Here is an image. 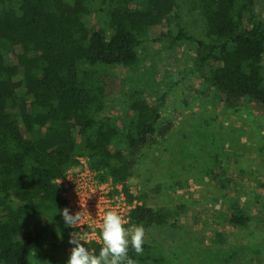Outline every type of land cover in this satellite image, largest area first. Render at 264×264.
Segmentation results:
<instances>
[{
    "label": "trees",
    "instance_id": "obj_1",
    "mask_svg": "<svg viewBox=\"0 0 264 264\" xmlns=\"http://www.w3.org/2000/svg\"><path fill=\"white\" fill-rule=\"evenodd\" d=\"M104 2L103 25L90 21L88 0H0V264L30 263L45 245L43 216L56 235L70 238L72 228L60 214L68 204L56 180L79 154L90 156L102 179L123 184L131 202L138 200L130 227L167 224L170 211L149 206L129 186L143 150L173 127L163 118L167 93L151 100L133 85L123 90V115H106L116 110L108 69L135 70L152 28L196 13L207 39L181 25L159 39L197 42L200 66L211 65L208 80L223 103L234 108L247 102L264 112V22L251 0ZM251 219L236 201L230 223L246 227ZM94 248L98 255L101 247ZM129 256L137 264L144 260L131 247Z\"/></svg>",
    "mask_w": 264,
    "mask_h": 264
},
{
    "label": "rangeland",
    "instance_id": "obj_2",
    "mask_svg": "<svg viewBox=\"0 0 264 264\" xmlns=\"http://www.w3.org/2000/svg\"><path fill=\"white\" fill-rule=\"evenodd\" d=\"M88 1L90 21L104 25L109 3ZM251 4L264 22V0ZM179 25L207 39L200 16L186 12L167 27L150 30L135 70L108 69L116 110L107 116L120 118L123 90L141 85L151 100L167 93L163 118L173 122L164 140L143 150L129 180L132 193L171 213L167 224L145 229L149 249L138 264H264V112L247 102L234 108L223 103L208 80L211 65L200 66L197 42L159 39L169 28L178 33ZM236 201L252 217L246 227L229 221ZM43 219L45 245L29 264H67L70 238L56 235L55 224ZM84 245L96 253L94 245Z\"/></svg>",
    "mask_w": 264,
    "mask_h": 264
},
{
    "label": "built area",
    "instance_id": "obj_3",
    "mask_svg": "<svg viewBox=\"0 0 264 264\" xmlns=\"http://www.w3.org/2000/svg\"><path fill=\"white\" fill-rule=\"evenodd\" d=\"M77 160L56 184L71 214L83 210L82 223L72 228L71 233L75 232L84 244L102 247L100 230L104 214L116 210L128 221L125 227H130L132 210L139 202L129 200L123 184L112 178L102 179L92 167L90 156L81 155Z\"/></svg>",
    "mask_w": 264,
    "mask_h": 264
},
{
    "label": "clouds",
    "instance_id": "obj_4",
    "mask_svg": "<svg viewBox=\"0 0 264 264\" xmlns=\"http://www.w3.org/2000/svg\"><path fill=\"white\" fill-rule=\"evenodd\" d=\"M60 214L66 227L75 228L82 223L83 210L70 214V209L65 207ZM127 224L128 221L116 210H109L104 214L100 230L102 247L98 255L90 251L77 234L72 232L69 243L73 247L67 264H137L129 256V248L136 255H143L146 230L142 224L125 227Z\"/></svg>",
    "mask_w": 264,
    "mask_h": 264
}]
</instances>
